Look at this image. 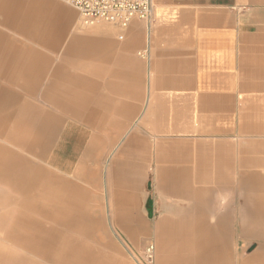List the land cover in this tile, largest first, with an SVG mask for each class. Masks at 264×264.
<instances>
[{
	"label": "crops",
	"instance_id": "1",
	"mask_svg": "<svg viewBox=\"0 0 264 264\" xmlns=\"http://www.w3.org/2000/svg\"><path fill=\"white\" fill-rule=\"evenodd\" d=\"M152 2L147 33L139 19L84 26L61 0H0V140L25 152L0 154V185L16 195L0 200L16 206L0 264H102L60 229L96 239L99 214L54 199L23 156L92 182L87 165L107 140L93 125H133L106 186L130 205L155 196L169 212L174 201L176 218L154 225L168 264H264L259 244L236 259L231 223L264 241V0Z\"/></svg>",
	"mask_w": 264,
	"mask_h": 264
},
{
	"label": "rangeland",
	"instance_id": "2",
	"mask_svg": "<svg viewBox=\"0 0 264 264\" xmlns=\"http://www.w3.org/2000/svg\"><path fill=\"white\" fill-rule=\"evenodd\" d=\"M136 55L141 59L138 53ZM131 126L133 127V125L92 126L98 136L107 138V140H103L102 142L104 148L101 149L102 153L97 157V160H92L87 165L88 173L90 174L92 172V175L94 174L95 177L92 182L81 180L73 175L56 174L49 170L46 171V164L29 155L23 156L31 162V166L37 167L38 171H40L38 173H31V177L32 175L39 176L44 183L47 179V183L53 189L54 199L57 194H65L68 202L67 200H59V202L62 204L68 203L66 204L67 208L73 209L70 205L75 204V209L78 208L77 211H82L83 208H87L88 211L99 214L101 222L96 224L94 228L96 232L93 234L97 235L96 239H92L90 235L84 237L76 231L58 226L74 243L88 247L95 259L99 260L102 264H168L163 248L160 249L158 246L154 225L158 221H162L163 218H169L171 220L176 218L173 208L175 206L174 201H171L172 209L169 212L157 209L155 196H152L153 203L150 204V208H148L147 204L148 199H145V197L139 198V200L136 199V203L134 202L133 204L132 202L130 205L131 202L126 195L119 194L111 196L106 186L107 170L112 160L115 147ZM5 153L8 155L9 153H15L17 155L25 154V152L21 153V151L13 147L12 142L0 140V154ZM46 173L48 174L47 176ZM147 192H150V190L148 189ZM221 195L217 194L218 197L214 202L218 208H222L224 205L223 202L225 201ZM4 196L13 197L16 195L11 188L0 185V200ZM131 206L134 208L135 216L129 219L126 210ZM14 209H16V206L12 200H8L3 206H0V214L5 211V215L3 214L4 216L0 217L1 230L10 225V219L12 218L11 215ZM148 209L151 210L150 215H148ZM137 215L141 216L150 225L149 233L143 235L135 231L134 228H136L138 223ZM231 223L232 233L234 234L232 240L236 245L234 252L236 259L239 256L251 255L258 244L264 245V241L259 239L253 241L244 238L239 239L237 237V218H235V221L232 220ZM159 225L163 227V223H159Z\"/></svg>",
	"mask_w": 264,
	"mask_h": 264
},
{
	"label": "built area",
	"instance_id": "3",
	"mask_svg": "<svg viewBox=\"0 0 264 264\" xmlns=\"http://www.w3.org/2000/svg\"><path fill=\"white\" fill-rule=\"evenodd\" d=\"M73 7L84 26L99 22L126 28L132 20L139 19L149 33L154 16L152 0H61ZM141 58L148 59V51H139Z\"/></svg>",
	"mask_w": 264,
	"mask_h": 264
}]
</instances>
